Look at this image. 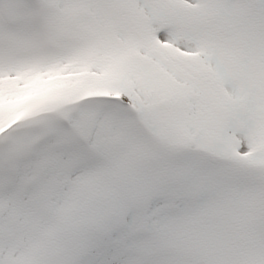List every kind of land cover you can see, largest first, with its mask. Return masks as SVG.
I'll return each mask as SVG.
<instances>
[{"label":"snow or ice","instance_id":"obj_1","mask_svg":"<svg viewBox=\"0 0 264 264\" xmlns=\"http://www.w3.org/2000/svg\"><path fill=\"white\" fill-rule=\"evenodd\" d=\"M0 264H264V0H0Z\"/></svg>","mask_w":264,"mask_h":264}]
</instances>
